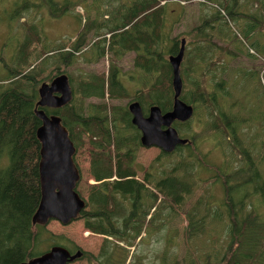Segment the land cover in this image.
Here are the masks:
<instances>
[{"label":"trees","instance_id":"16d2710c","mask_svg":"<svg viewBox=\"0 0 264 264\" xmlns=\"http://www.w3.org/2000/svg\"><path fill=\"white\" fill-rule=\"evenodd\" d=\"M166 1L136 0L129 9L119 15L113 14L112 18L106 15L88 19L68 46L47 44L36 25L25 23L29 27L11 63L0 55L5 71V74L0 73V264H22L45 254L38 253L43 240L48 239L45 227L33 223L42 194L41 144L37 138L42 122L36 116V109L40 86L52 82L54 76L61 73L70 78L73 101L61 109L44 108V111L61 117L77 150L86 145V137L92 146L90 174L96 183L84 189L79 184L77 191L81 197L87 196L84 198L87 208L81 214L87 229L104 235L108 243L111 242L109 238L116 239L109 243V259L100 264H127L128 261L131 264V249L146 234L154 218L174 215L187 205L198 192L197 184L206 174L207 166L217 171L211 179L223 187L222 201L212 192L203 191L186 215L183 240L187 252L170 262L164 259L163 264H264V213L255 204V201L264 204V172L260 168L264 167V153L254 160L258 142H262L264 134L259 136V132H255L251 136L255 127L251 124L253 120L240 113L245 103L235 98L223 79L213 81L218 68L213 62L217 44L206 40L203 46L197 42L192 53L186 45L181 66L184 80L181 98L195 108V115L186 123H175V127L190 143L178 147L172 154L161 152L148 169L138 168L137 160L143 146L141 132L132 124L129 104L139 102L145 116L155 106L164 114L173 108V69L168 59L179 53L182 42L166 30ZM257 2L261 5L258 9L264 8V0ZM27 5L23 2L17 5L15 20H19L18 16ZM42 5L50 10L54 19H61L69 14L73 2L42 0ZM219 6L233 21L250 20L253 25L263 22L264 26L259 16L237 13V0L233 6ZM221 18L219 11L195 31L202 34ZM224 18L226 24L231 22ZM91 34L97 40L82 53ZM225 35L231 44L239 42L237 35ZM244 35L252 37L248 31ZM107 52L119 61L128 54H135L134 67L142 86L133 94L123 84L120 69L114 64L107 73L81 72L75 77L67 71L82 55L85 63L95 65ZM211 60L209 67L207 64ZM50 67L56 68L57 73L44 76ZM209 76L214 85L212 89L207 82ZM123 101L128 104H120ZM201 112L205 117L204 126L196 132L192 125ZM207 134L221 153L222 160L218 163L210 164L207 160L210 154L199 148L202 135ZM75 163L81 172L76 158ZM236 164H239L238 169ZM140 171L143 172L142 180L139 179ZM213 217L221 221L224 238L213 240L214 248L202 256L195 251L198 249H195V241L206 234L208 219ZM171 243L172 238L169 239ZM135 260L136 264H142L136 257Z\"/></svg>","mask_w":264,"mask_h":264},{"label":"rangeland","instance_id":"374dc122","mask_svg":"<svg viewBox=\"0 0 264 264\" xmlns=\"http://www.w3.org/2000/svg\"><path fill=\"white\" fill-rule=\"evenodd\" d=\"M71 1L73 5L69 10V14L61 19H54L50 10L42 5V0H0V55L8 64L11 63V58L18 44L24 40L25 30L29 27V25L26 26L25 23L36 25L38 31L46 37L47 44H51L54 47L68 46L80 34L85 21L88 19L94 20L106 17V15L110 17L113 14L119 15L129 9L136 0ZM22 2L28 5L18 16L19 20L17 21L13 18V15L14 12H16L17 5L22 4ZM166 2V30L171 33L172 37H179L180 42L185 39L190 53L193 52L194 45L197 42L203 46H206L208 42L217 44L218 49L215 48L216 54L213 62L218 64V68H216V79L213 81L218 82L223 79L234 92L235 98L241 99L245 103L240 113L241 116L253 120L251 124L255 125V127L250 132L251 136H253L255 132H259V136H262L264 134L263 22L253 25V21L246 20L244 22H237L233 21L228 14L225 15L219 5L230 4L233 6L235 0H217V2H208L206 0H168ZM260 6L257 0H237V7L235 10L237 13L241 12L250 17L259 16V21H264V8L258 9ZM219 11L221 12L222 18L225 17L224 19H227L229 22L231 20L229 24H226L221 18V21L210 24L202 34H198V32L195 31L197 28L202 27L205 21L215 17ZM246 31L251 34V38H245L244 34ZM226 33L237 35L239 42L231 44L230 39L225 35ZM109 39L110 36H107V40ZM96 40L93 34H91L87 46L82 49L81 52L85 53ZM206 40L207 43L205 44ZM237 47H239L243 53H241ZM134 57L135 54H128L123 60L119 61L113 54L107 52V55L102 58L98 64L91 65L85 63V58L82 55L78 63L67 71L71 72L75 77L81 72L107 73L111 64H114L120 69L123 84L132 92L131 94H133L139 89V86H142V81L140 83L138 81L139 73L134 67ZM211 62L212 60L209 61L207 65L209 66ZM36 64H39V61ZM3 66L4 63L0 61V73L5 74ZM56 70V68L50 67L46 70L44 76L47 77L51 73L56 74ZM57 75L58 74L54 77ZM210 80H212L211 76L207 77L208 84ZM213 87V83L210 82L209 88L212 89ZM188 89L192 91L191 87ZM91 102H96V100H91ZM115 103L119 104L117 102ZM120 104L126 106L128 103L127 101H123ZM258 116L261 117L260 121H257L259 119ZM204 121L205 117L203 112H201L199 118L195 119L193 122V130L200 132L201 128L204 126ZM202 137L199 148H201L204 153L208 152L210 154L207 157L208 162L210 164L220 162L222 160L221 153L215 148L211 135H202ZM85 141L86 145L77 150L75 157L81 169L82 179L80 184L83 189L88 184L96 183L91 178L90 174V151L92 146L89 144L87 137ZM262 142H264V137H262ZM262 142H258V149H256L257 154L254 160L259 158V154L264 153V147L261 150L260 145ZM161 152L162 151L157 148L143 147L137 160L139 170L143 168L148 169ZM157 166L158 165L155 164V167ZM235 167L238 169L239 164H236ZM260 168L261 171L264 172V167L260 166ZM208 170H210L211 173H208ZM215 173H217L215 169L207 166L206 174L202 175V181L197 184L199 187L198 192L191 197L187 205L174 215H165L162 218L156 216L154 218L146 234L144 233L141 238L137 240L136 247L131 249V264H136L135 257L141 260L142 264H163L164 259L170 262L171 259L181 258L182 255L187 252V245H185V241L183 240V235L187 227V212L194 206L204 190H208L209 193L212 192L216 195L217 199L220 198V201H222L224 195L223 187L220 184H215L214 180L211 179V175ZM139 179H143L142 171L139 173ZM83 196L84 198L87 197L86 194ZM255 204L258 205L260 211L264 213V204H259L258 201H255ZM214 207L216 208V205H214ZM220 222L221 221H218L215 217L208 219L206 234L199 236V239L195 241V243H197L195 249L198 248L195 251L198 254L203 256L204 252L212 250L214 248L213 240H223V225H219ZM45 233L48 239L43 240L38 253H46L52 244L54 246H64L70 251L75 252V250L78 249L84 252L85 257L72 264L105 263L111 254V245L109 243L116 242L115 238H109L111 242L108 243L104 235L95 234L88 230L87 222L83 218L67 226L53 220L45 227ZM173 235H175V240H173ZM170 238H172L173 242L171 244H169ZM167 244L172 247L168 248ZM127 264H130V262L128 261Z\"/></svg>","mask_w":264,"mask_h":264},{"label":"water","instance_id":"95a60500","mask_svg":"<svg viewBox=\"0 0 264 264\" xmlns=\"http://www.w3.org/2000/svg\"><path fill=\"white\" fill-rule=\"evenodd\" d=\"M185 49L186 40L183 39L179 53L168 59L173 69L174 102L171 111L164 114L155 106L145 116L139 102L129 104L132 124L141 132V145L144 148H157L166 154H172L178 147L190 143V140L180 136L175 127V123H186L195 115V108L181 98L184 89L181 66ZM39 96L36 116L42 122L37 130V138L41 144L39 173L42 194L33 223L46 227L55 220L67 226L79 220L87 208L86 199L77 191L82 179L75 163L77 149L61 117L48 115L44 108L61 109L73 101L74 90L69 76L62 73L52 82L43 83ZM83 255L81 250L73 254L66 247L56 245L44 255L22 264H72Z\"/></svg>","mask_w":264,"mask_h":264},{"label":"flooded vegetation","instance_id":"af4514ba","mask_svg":"<svg viewBox=\"0 0 264 264\" xmlns=\"http://www.w3.org/2000/svg\"><path fill=\"white\" fill-rule=\"evenodd\" d=\"M148 115H149V114H148ZM77 251H79V250L76 249L75 252H74V251H71V252H72L73 254H75ZM83 253H84V252H83ZM83 257H85V254H84L81 258H83ZM81 258H80V259H81ZM78 260H79V259H78ZM76 261H77V260H76ZM74 262H75V261H74Z\"/></svg>","mask_w":264,"mask_h":264}]
</instances>
